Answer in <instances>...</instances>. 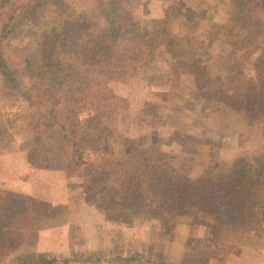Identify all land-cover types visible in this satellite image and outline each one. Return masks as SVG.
Returning a JSON list of instances; mask_svg holds the SVG:
<instances>
[{"label":"trees","instance_id":"trees-1","mask_svg":"<svg viewBox=\"0 0 264 264\" xmlns=\"http://www.w3.org/2000/svg\"><path fill=\"white\" fill-rule=\"evenodd\" d=\"M49 1L7 0L2 37L16 25L26 24ZM150 1L137 0L138 4ZM162 2L164 15L146 22L134 18L122 0H97L87 17L75 14L72 24L41 27L36 51L21 70L1 53L0 39V99L21 101L31 108L28 159L33 167L44 168L51 159L40 132L58 125L63 141L103 156L99 167L82 170V192L88 205L100 204L106 215L120 223H158L162 239L147 254L119 257L121 263L225 264L230 254L237 256L264 238V153H240L229 162L215 159L195 176L185 174L175 155L156 145L116 156L111 145L114 131L105 123L117 105L109 83H127L149 71L161 48L175 65V73L192 75L197 88H205L232 111L242 112L248 126L264 123V0L223 3L225 22L221 24L214 21L215 11H194L183 0ZM190 24L203 28L200 38L189 30L179 33L177 28ZM224 33L231 43L227 58L221 61L231 85L225 92L212 91L211 85L203 83L209 70L205 54ZM144 113L152 114V108ZM15 122L0 116V149L14 141ZM60 208L0 190V262L9 248L14 219L29 217L49 227L57 222L53 220ZM179 224L204 226L210 237H185L183 255L173 262L167 248L176 240ZM225 230L237 233L234 244H223ZM100 253L72 258L25 253L16 264L90 263L98 261Z\"/></svg>","mask_w":264,"mask_h":264},{"label":"rangeland","instance_id":"rangeland-1","mask_svg":"<svg viewBox=\"0 0 264 264\" xmlns=\"http://www.w3.org/2000/svg\"><path fill=\"white\" fill-rule=\"evenodd\" d=\"M96 1L50 0L40 11L33 13L26 24L16 25L4 38L2 33L5 30V15L9 4L7 0H0L1 53L9 63L19 70L23 69L25 61L36 51L37 34L41 27L55 23L72 24L70 20L75 14L87 17ZM183 1L194 11L209 9L210 14L215 11L214 21L218 24L225 22L223 3L229 0ZM122 4L134 18L145 22L160 18L165 12L162 0H151L144 4H138L137 0H122ZM203 25L209 26L207 22ZM177 29L179 33L183 30L192 31L199 38L203 33V28L198 24ZM230 41L227 33L222 34L205 54L209 70L203 83L211 85L212 91L225 92L231 85L221 61L222 57L226 59L229 54ZM159 49L149 71L138 74L127 83H109L117 105L114 106L115 113L106 118L105 123L114 131L111 145L116 156H123L135 147L156 145L161 151L175 155L177 164L185 174L195 176L212 160L229 162L240 153H264V123L248 126L242 112L232 111L219 103L215 95L206 92L205 88H197L192 75L175 73V65ZM256 57L257 53L250 59L253 61ZM151 108L152 114L146 115L144 109L149 111ZM30 113L31 108L26 103L0 99V116L5 115L15 120L17 133L9 146L0 149V190H6L2 188L5 185H12L13 188L15 185H22V188L34 187L37 188L36 199L61 208L53 220L57 222L49 227L37 224L36 220L32 221L29 217L14 219L10 228L9 248L0 264H16L17 258L25 253H42L60 258L78 257L81 254L89 257L90 252L94 251H80L85 246L81 234L85 228L94 230L98 227L105 237L108 235L109 241L104 248L96 250L101 252L100 259L90 263L69 264H102V261L112 263V260L113 264H124L119 261V257L136 252L147 254L149 248L162 239L156 221L134 220L126 224L120 223L106 215L100 204H97L100 207L97 213L102 216L96 224L84 219V207L88 204L82 192V170L95 169L101 165L103 156L95 150L63 141V131L60 126L55 125L40 132L44 149L51 154L46 167H34L35 170L26 171V162L30 164L28 146L33 136L27 119ZM1 126L0 124V128ZM71 164L76 166L71 167ZM57 202H66V205H58ZM203 218L211 221L208 217ZM63 226L68 227V237L63 243L54 240V234L39 236L41 232L48 230H55L54 233H57ZM108 231L111 233L108 234ZM175 233L176 240L167 248L173 262H177L183 255L185 237H210L209 230L204 226L192 228L179 224ZM235 234L237 233L225 230L221 235L223 244H234L237 241ZM53 242L61 248L68 244V253L39 251L40 248H52ZM246 248L264 251V238L244 249ZM240 254H230L225 264H238Z\"/></svg>","mask_w":264,"mask_h":264},{"label":"crops","instance_id":"crops-1","mask_svg":"<svg viewBox=\"0 0 264 264\" xmlns=\"http://www.w3.org/2000/svg\"><path fill=\"white\" fill-rule=\"evenodd\" d=\"M27 169H29V171L31 170H35L34 167H32V165L28 164L26 162V171ZM3 189L9 190V191H14V192H18V193H22V194H26L29 195L33 198H37L38 194H35V190H37V188L34 187H23L22 185H15V187L13 188V186H2ZM58 205H66V202H57ZM84 213H83V217L84 219L87 220V222L89 221V223L93 224V223H97L98 220H100V216L101 213H97L98 210H100V207L97 206V204H93V205H86V207H84ZM103 218V217H102ZM80 219V217H79ZM115 224V223H113ZM97 229V230H96ZM100 229L95 228L94 230H87V228L83 229L82 231V242L85 243L84 249H81L80 251H96V250H100L101 248H104V245L108 244L109 241L107 239V236L105 237L103 235V232ZM122 230V229H121ZM55 230H48L47 232H41L39 236L41 235H55L54 236V240H59L61 241V243H63L64 241L67 240L68 237V227L67 226H63L61 227V229H59V231H57V233H54ZM108 234H110L111 232L108 231ZM104 233V234H107ZM54 245L52 248L48 249L47 248L45 250H43V248H40L39 251H54V253H62L65 254V252L68 253L69 251V246L68 244H64L63 248H61L60 246H56L55 243L53 242ZM77 250V248H76ZM264 251H261L257 248H246L242 251V253L240 254V257L238 258V264H264ZM102 264H113V260L112 263H109L108 261H102Z\"/></svg>","mask_w":264,"mask_h":264}]
</instances>
